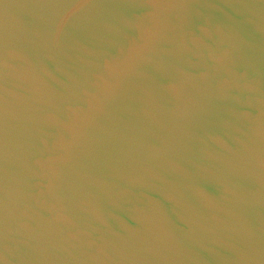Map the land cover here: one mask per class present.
<instances>
[{"label": "water", "instance_id": "obj_1", "mask_svg": "<svg viewBox=\"0 0 264 264\" xmlns=\"http://www.w3.org/2000/svg\"><path fill=\"white\" fill-rule=\"evenodd\" d=\"M0 264H264V0H0Z\"/></svg>", "mask_w": 264, "mask_h": 264}]
</instances>
